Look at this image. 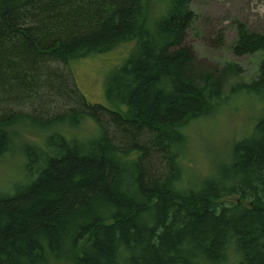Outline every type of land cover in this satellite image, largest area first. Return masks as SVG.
<instances>
[{
	"label": "trees",
	"instance_id": "obj_1",
	"mask_svg": "<svg viewBox=\"0 0 264 264\" xmlns=\"http://www.w3.org/2000/svg\"><path fill=\"white\" fill-rule=\"evenodd\" d=\"M190 2L152 21L147 0H0V159L26 162L0 194V264H264V107L216 173L182 182L185 128L233 96L264 100V34L238 25L233 50L260 52L259 74L226 93L240 68L198 73L182 45ZM122 43L109 105L90 103L68 65ZM84 119L88 139L54 128Z\"/></svg>",
	"mask_w": 264,
	"mask_h": 264
},
{
	"label": "rangeland",
	"instance_id": "obj_2",
	"mask_svg": "<svg viewBox=\"0 0 264 264\" xmlns=\"http://www.w3.org/2000/svg\"><path fill=\"white\" fill-rule=\"evenodd\" d=\"M167 1L147 0L150 20L155 21L159 17ZM189 8L194 17L182 45L192 52L198 73L218 72L227 63L236 64L240 72L229 78L223 87L226 93L232 83L257 78L260 52L237 54L233 45L238 38L239 24H244L250 32L264 34V0H191ZM131 46V43H122L106 53L86 56L68 65L72 82L87 101L109 105L103 93V81L114 66L123 62ZM262 106L264 100L254 95L233 96L221 103L210 116L190 123L184 130L182 182L198 183L200 179L216 173L217 168L228 161L233 143L251 131L261 116ZM74 127L62 123L54 128L67 137L88 139L96 134L90 119H84ZM20 131L41 145L47 132L50 133V130L41 131L33 127L21 128ZM22 161L19 152L0 159V194L11 192L15 184L23 182L26 162Z\"/></svg>",
	"mask_w": 264,
	"mask_h": 264
}]
</instances>
